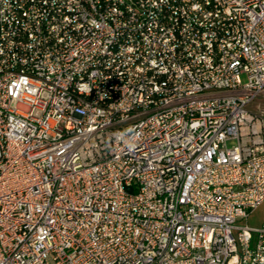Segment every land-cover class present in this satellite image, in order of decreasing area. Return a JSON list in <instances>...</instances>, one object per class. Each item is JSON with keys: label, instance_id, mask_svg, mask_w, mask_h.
I'll return each instance as SVG.
<instances>
[{"label": "built area", "instance_id": "built-area-1", "mask_svg": "<svg viewBox=\"0 0 264 264\" xmlns=\"http://www.w3.org/2000/svg\"><path fill=\"white\" fill-rule=\"evenodd\" d=\"M261 204L264 0H0V264H264Z\"/></svg>", "mask_w": 264, "mask_h": 264}, {"label": "crops", "instance_id": "crops-1", "mask_svg": "<svg viewBox=\"0 0 264 264\" xmlns=\"http://www.w3.org/2000/svg\"><path fill=\"white\" fill-rule=\"evenodd\" d=\"M237 224L253 229L259 228L264 224V204H261L257 209L252 211L246 220L238 221Z\"/></svg>", "mask_w": 264, "mask_h": 264}, {"label": "rangeland", "instance_id": "rangeland-1", "mask_svg": "<svg viewBox=\"0 0 264 264\" xmlns=\"http://www.w3.org/2000/svg\"><path fill=\"white\" fill-rule=\"evenodd\" d=\"M241 79H242V81H245V77L244 76H242Z\"/></svg>", "mask_w": 264, "mask_h": 264}]
</instances>
